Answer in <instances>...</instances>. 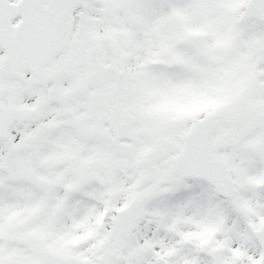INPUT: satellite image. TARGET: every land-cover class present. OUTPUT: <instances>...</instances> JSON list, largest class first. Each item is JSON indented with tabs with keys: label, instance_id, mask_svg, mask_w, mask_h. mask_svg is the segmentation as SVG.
<instances>
[{
	"label": "snow or ice",
	"instance_id": "1",
	"mask_svg": "<svg viewBox=\"0 0 264 264\" xmlns=\"http://www.w3.org/2000/svg\"><path fill=\"white\" fill-rule=\"evenodd\" d=\"M0 264H264V0H0Z\"/></svg>",
	"mask_w": 264,
	"mask_h": 264
}]
</instances>
